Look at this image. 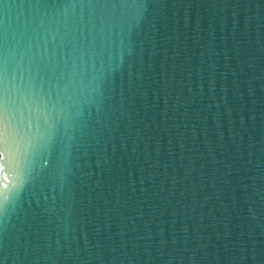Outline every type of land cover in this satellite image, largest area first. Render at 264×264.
Listing matches in <instances>:
<instances>
[{
  "label": "water",
  "instance_id": "1",
  "mask_svg": "<svg viewBox=\"0 0 264 264\" xmlns=\"http://www.w3.org/2000/svg\"><path fill=\"white\" fill-rule=\"evenodd\" d=\"M35 12L0 0L10 31ZM116 31L67 166L38 165L0 217L9 264L37 243L73 264H264V0H145Z\"/></svg>",
  "mask_w": 264,
  "mask_h": 264
},
{
  "label": "snow or ice",
  "instance_id": "2",
  "mask_svg": "<svg viewBox=\"0 0 264 264\" xmlns=\"http://www.w3.org/2000/svg\"><path fill=\"white\" fill-rule=\"evenodd\" d=\"M26 2L36 12L17 31L0 16V173H7L0 180V217L38 165L46 172L59 153L67 166L85 105L97 102L105 83L97 62L114 60V37L123 38L117 27L133 25L145 0ZM6 239L0 227V264L12 254ZM22 251V264H73L69 250L45 252L37 243Z\"/></svg>",
  "mask_w": 264,
  "mask_h": 264
}]
</instances>
